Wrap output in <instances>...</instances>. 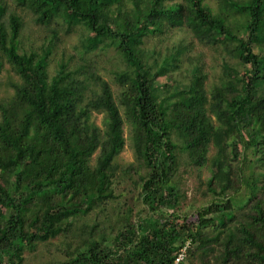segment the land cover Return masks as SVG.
<instances>
[{
    "label": "trees",
    "instance_id": "trees-1",
    "mask_svg": "<svg viewBox=\"0 0 264 264\" xmlns=\"http://www.w3.org/2000/svg\"><path fill=\"white\" fill-rule=\"evenodd\" d=\"M186 242L183 264H264V0H0V264Z\"/></svg>",
    "mask_w": 264,
    "mask_h": 264
},
{
    "label": "rangeland",
    "instance_id": "rangeland-1",
    "mask_svg": "<svg viewBox=\"0 0 264 264\" xmlns=\"http://www.w3.org/2000/svg\"><path fill=\"white\" fill-rule=\"evenodd\" d=\"M214 1L215 0H210L211 4H214ZM25 18L28 19V17H25ZM44 34H45L44 29H41V27H39L38 25H35L31 21V19L25 21L23 29H22V36L24 37V41L27 44L29 41H33L36 43L39 42L41 37ZM83 36H84V30H82L81 27H76L73 31H71L68 34V36L62 37L61 41L57 44V47L55 48V51L53 52L54 59L58 60L59 58L65 57V55L68 56L69 53L72 52L74 45H77L78 43L81 42ZM169 40L170 38L168 40L167 39L164 40L161 43L166 44L167 42H170ZM98 67H99V72L103 76L108 74L107 72H105L102 66H98ZM104 67L109 69L111 67V63L106 62L104 64ZM111 86L113 87L115 86V84L111 83ZM94 117H95V121L98 124L101 123V117H102L101 114H94ZM125 132H126V128H125ZM120 157L122 158V160H125V161H130L133 159L132 150L128 142L125 144L122 152L120 153ZM206 175H207L206 171H201V177H204ZM195 179L196 178L194 176H191L188 178V183H187L188 197H190L193 194L192 192L194 191V186L195 184H197V181H194ZM123 187L125 189L127 187V184H125V182L122 185L118 186V190L123 189ZM196 202H202V200L197 198ZM50 257L51 255H49L46 252L41 251L40 247H38L34 252H25V261L23 264H46Z\"/></svg>",
    "mask_w": 264,
    "mask_h": 264
},
{
    "label": "built area",
    "instance_id": "built-area-1",
    "mask_svg": "<svg viewBox=\"0 0 264 264\" xmlns=\"http://www.w3.org/2000/svg\"><path fill=\"white\" fill-rule=\"evenodd\" d=\"M189 246V242H186L178 251L176 254L174 260L170 264H183L185 257H186V252L187 248Z\"/></svg>",
    "mask_w": 264,
    "mask_h": 264
}]
</instances>
